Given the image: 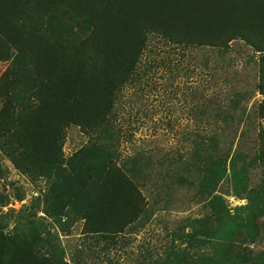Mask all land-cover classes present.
<instances>
[{"label": "trees", "instance_id": "obj_1", "mask_svg": "<svg viewBox=\"0 0 264 264\" xmlns=\"http://www.w3.org/2000/svg\"><path fill=\"white\" fill-rule=\"evenodd\" d=\"M152 34L190 47L222 49L234 39L244 41L259 55L257 88L264 95V0H0V61H9L0 75V143L9 144L0 147L18 169L49 180L43 204L54 221L77 215L116 234L140 213L148 215L137 184L115 162L108 114L121 88L134 80ZM257 112L264 118V98ZM68 124L100 140L65 157L62 131ZM197 151L185 168L203 172L208 212L194 219L190 231H172L171 245L149 264H264V251L249 247L264 214V185L247 189L248 164L237 168L229 160L233 195L247 199L231 212L216 189L228 174L227 154L211 155L206 166L207 157ZM257 158L264 162V148L250 164ZM132 162L137 174L148 165ZM5 204L0 194V207ZM0 264L69 263L51 238L0 230Z\"/></svg>", "mask_w": 264, "mask_h": 264}, {"label": "rangeland", "instance_id": "obj_2", "mask_svg": "<svg viewBox=\"0 0 264 264\" xmlns=\"http://www.w3.org/2000/svg\"><path fill=\"white\" fill-rule=\"evenodd\" d=\"M258 57L240 39L219 49L169 44L158 35H150L134 80L121 88L108 114L112 147L117 151L115 162L123 165L137 184L148 215L140 213L116 234L102 229L99 221L77 215L63 216L56 222L44 212L43 196L49 180L18 169L0 147V194L7 200L0 207V230L6 235L51 238L64 250L69 264H149L171 245L172 231L176 235L182 229L190 231L197 224L194 219L208 212L207 200L201 198L203 172L193 166L185 168L196 160L195 148L200 150L197 156L207 157L206 166L211 165V155L221 159L227 154L228 174L219 181L217 193L231 212L246 204V198L233 195L229 160L235 159L237 168L247 163V189L260 190L264 162L257 158L250 164L264 148L260 135L264 118L257 112L264 98L257 88ZM8 64L0 61V75ZM3 99L1 96L0 109ZM234 99L236 106L232 105ZM62 134L65 157L92 140H100L95 132L86 133L77 124L66 125ZM212 138L215 150L211 149ZM1 141V145L9 144ZM238 155H245L246 160ZM135 158L148 164L140 174L131 169ZM253 228L255 240L249 247L264 251V214ZM174 243L184 246L179 240Z\"/></svg>", "mask_w": 264, "mask_h": 264}]
</instances>
